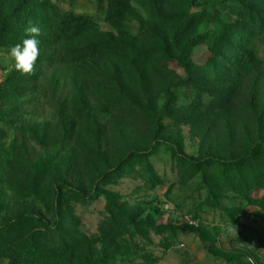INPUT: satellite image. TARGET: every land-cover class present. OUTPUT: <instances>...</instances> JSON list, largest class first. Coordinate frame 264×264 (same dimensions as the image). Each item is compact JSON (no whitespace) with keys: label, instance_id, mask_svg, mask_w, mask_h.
<instances>
[{"label":"rangeland","instance_id":"rangeland-1","mask_svg":"<svg viewBox=\"0 0 264 264\" xmlns=\"http://www.w3.org/2000/svg\"><path fill=\"white\" fill-rule=\"evenodd\" d=\"M6 2L41 35L32 75L0 39V225L62 224L0 264H264V0Z\"/></svg>","mask_w":264,"mask_h":264},{"label":"trees","instance_id":"trees-1","mask_svg":"<svg viewBox=\"0 0 264 264\" xmlns=\"http://www.w3.org/2000/svg\"><path fill=\"white\" fill-rule=\"evenodd\" d=\"M9 2V1H8ZM6 2V0H3V2H0V39L6 38V42L10 43L13 41L23 40L25 37H15L13 38V31L14 27L17 25L20 17L25 13V8L29 7L31 8L32 5L29 3V5L24 6V2L20 3L17 7H12L10 3ZM29 2V1H28ZM82 26L83 23L79 22V20H70L66 21V24L62 25V27H59L61 31V34L59 36H66L67 38H74L75 36H81L82 34ZM177 46L179 48V51L181 52V59L184 58L183 54V46L180 43H177ZM257 148H254L248 155L242 156L238 159H231L229 161H225L226 164L231 166H241L247 163L248 161L252 160L254 156L256 155ZM57 220L51 221L48 218L39 215V214H31V213H25L22 215H17L13 217L10 221H8L6 224L0 225V231L8 229L12 227L13 225H16L21 222H31L34 221L40 225V227L46 231L49 230H56L58 229V226L62 224V217L60 214V211H57Z\"/></svg>","mask_w":264,"mask_h":264},{"label":"clouds","instance_id":"clouds-1","mask_svg":"<svg viewBox=\"0 0 264 264\" xmlns=\"http://www.w3.org/2000/svg\"><path fill=\"white\" fill-rule=\"evenodd\" d=\"M25 37L22 43H17L8 49V56L14 62L13 66L21 75H32L36 62L40 56V41L37 37L41 35L40 27L29 20L24 29ZM229 232H236V228L229 226ZM248 264H254L251 256L247 257Z\"/></svg>","mask_w":264,"mask_h":264}]
</instances>
